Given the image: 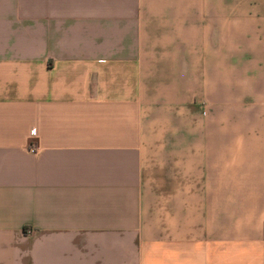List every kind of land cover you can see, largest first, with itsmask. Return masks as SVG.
I'll use <instances>...</instances> for the list:
<instances>
[{
	"label": "crops",
	"instance_id": "0c3cea01",
	"mask_svg": "<svg viewBox=\"0 0 264 264\" xmlns=\"http://www.w3.org/2000/svg\"><path fill=\"white\" fill-rule=\"evenodd\" d=\"M0 264H264V0H0Z\"/></svg>",
	"mask_w": 264,
	"mask_h": 264
},
{
	"label": "built area",
	"instance_id": "2783aa9c",
	"mask_svg": "<svg viewBox=\"0 0 264 264\" xmlns=\"http://www.w3.org/2000/svg\"><path fill=\"white\" fill-rule=\"evenodd\" d=\"M30 136H33L35 134V129H30ZM28 152L30 153H37L39 150V147H33L32 145L28 146Z\"/></svg>",
	"mask_w": 264,
	"mask_h": 264
}]
</instances>
